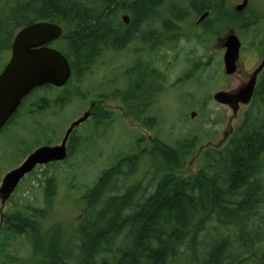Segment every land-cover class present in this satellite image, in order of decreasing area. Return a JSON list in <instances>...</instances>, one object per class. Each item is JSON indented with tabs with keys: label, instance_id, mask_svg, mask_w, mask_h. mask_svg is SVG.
<instances>
[{
	"label": "trees",
	"instance_id": "trees-1",
	"mask_svg": "<svg viewBox=\"0 0 264 264\" xmlns=\"http://www.w3.org/2000/svg\"><path fill=\"white\" fill-rule=\"evenodd\" d=\"M223 1H190L196 13L210 12L202 28L208 31L216 22L231 30L255 26L259 17L250 15L249 6L241 13L226 12ZM162 3L163 0H0V53L10 48L14 34L28 23L40 19L59 21L65 30V55L72 72L67 85L78 86L106 49L120 51L130 42L147 41L149 35L141 32L160 19ZM120 11L131 14L129 25L116 21ZM172 19H182L177 10L162 21L164 29L169 28ZM154 39L151 40L155 42ZM147 63L146 72L142 64L130 70L129 83L119 95L123 115L143 126H150L146 113L154 93L160 90L156 87L160 75ZM75 95L76 91L65 90L58 100L63 104ZM104 100L94 103L95 125H104L112 114L100 104ZM257 103L264 104V71L251 104ZM245 118L225 145L214 151L208 148L211 152L205 154V165L188 177H180L178 169L194 141H180L175 148L158 142L155 147L164 153L165 162L154 190L143 201L137 198L139 183L127 187L122 195L113 194L116 183L134 171L122 169L127 159L104 170L82 198L87 216L77 228L75 249L60 227L41 229L37 221L44 218L43 211L33 210L31 218L20 213L4 216L6 234H29L32 238V253L20 264H173L185 253L193 264H243L260 244V239L255 242L261 237L260 230L264 237V117ZM12 122L13 119L7 125ZM73 140L72 134L68 155L74 150ZM140 153L130 157L135 168L137 160L145 156ZM48 187L46 198L53 195V181L47 182ZM210 223L214 225L213 233L207 243L198 245V236ZM255 264H264V258Z\"/></svg>",
	"mask_w": 264,
	"mask_h": 264
},
{
	"label": "rangeland",
	"instance_id": "rangeland-1",
	"mask_svg": "<svg viewBox=\"0 0 264 264\" xmlns=\"http://www.w3.org/2000/svg\"><path fill=\"white\" fill-rule=\"evenodd\" d=\"M123 1L120 0L121 3ZM190 1L163 0L158 15L160 19L153 20L151 27L146 26L141 32L155 38L153 49L141 39L142 42H130L120 51L106 49L78 86L72 83L65 89L76 91L78 96L62 104L58 99L64 96L65 90L41 89L22 104L13 122L1 130L0 184L9 171L18 167L37 148L60 144L71 123L86 113L92 103L106 99L100 104L105 111L112 113L104 125H95L91 117L75 128L74 150L66 160L38 166L20 181L3 207L0 201V264H20L29 258L33 249L29 234L19 237L6 234V225L1 221L4 215L20 213L31 218L33 210L43 211L44 218L37 221L41 229L46 231L53 225L60 227L70 247L75 249L77 228L87 216L82 198L104 170L127 159L122 163V169L134 171L116 183L113 194L122 195L127 187L139 183L137 198L143 201L154 190L159 177L157 174L162 173L161 167L165 162L164 153L154 147L158 142L175 148L180 141H194L185 163L178 169L180 177H188L205 165V154L214 151L200 150L201 153L192 161L200 148L217 145L229 128L236 129L242 125L246 115L251 120L264 117V104L257 103L240 107L230 122L231 110L213 101L215 93L230 92L246 83L261 63L264 57V0H249L250 15L259 17L249 30L235 27L231 30L228 29L230 26L216 22L208 31L196 25L201 14L194 11ZM241 1L224 0V10L234 11ZM176 10L182 19H172L174 23L169 22V28L164 29L162 21L168 20ZM124 13L120 11L117 14V22ZM231 31L238 37L241 48L236 73L226 76L222 62L225 51L223 38ZM151 32L157 35L152 36ZM10 54V49L0 53V72ZM146 62H150L160 75L156 82L160 90L154 93L152 105L146 113L150 126L139 125L125 117L119 96L129 83L130 70L137 64L148 70ZM102 95L106 97H100ZM192 113H195L194 117H191ZM139 153L145 156L137 160L135 168L130 157ZM261 180L264 184V169ZM49 181L54 183V192L46 198ZM213 226L211 223L205 225L206 229L197 238L198 245L207 243ZM261 231V237L255 241L260 239V244L257 243L252 252V258L256 260L264 255ZM240 257L243 258L242 255ZM255 259H248L243 264H255ZM190 260V255L185 253L173 264H193Z\"/></svg>",
	"mask_w": 264,
	"mask_h": 264
},
{
	"label": "water",
	"instance_id": "water-1",
	"mask_svg": "<svg viewBox=\"0 0 264 264\" xmlns=\"http://www.w3.org/2000/svg\"><path fill=\"white\" fill-rule=\"evenodd\" d=\"M248 4V0L235 7V11L242 12ZM205 13L199 21L207 17ZM125 22L127 17H123ZM62 30L60 27L46 23L37 22L22 28L14 37L11 44V57L0 73V131L5 127L8 120L18 109L21 101L33 90L45 85L54 87L64 86L71 76V70L66 58L58 51L50 49L45 45L60 38ZM223 71L226 76H233L237 71V63L241 43L234 32H229L223 38ZM264 68V58L258 67L251 73L246 83H242L230 92H217L213 100L228 106L232 111L231 122L240 107L247 106L253 97L258 75ZM195 113L191 114L194 117ZM90 117L86 112L71 123L66 130L59 145L42 146L33 151L22 162L20 166L8 172L0 184L1 207L9 201L19 182L25 175L29 174L37 166L64 161L67 157V141L73 130L84 123ZM232 129L224 133L222 140L214 147L224 143Z\"/></svg>",
	"mask_w": 264,
	"mask_h": 264
},
{
	"label": "flooded vegetation",
	"instance_id": "flooded-vegetation-1",
	"mask_svg": "<svg viewBox=\"0 0 264 264\" xmlns=\"http://www.w3.org/2000/svg\"><path fill=\"white\" fill-rule=\"evenodd\" d=\"M12 1V0H11ZM14 2L15 1H13V3L12 4H14ZM123 12H125V11H123ZM124 17H127V21L125 22V20H123V19H121V20H119L118 22H120V23H122L123 25H129V23L131 22V19H132V16H131V14L129 13V12H125L124 13ZM123 16V15H122ZM202 15H200L199 17H198V19L201 17ZM197 19V21H196V25L198 26V27H202L204 24H205V22H206V19H203L202 21H200L199 22V20ZM37 22H46V23H50V24H54V25H56V26H58V27H60L61 28V30H62V32H63V34L61 35V37L60 38H58V39H55V40H53V41H51V42H49L48 44H46L45 46L46 47H48V48H52V49H54V50H57V51H59V52H61V53H63V54H65V51H66V43H65V40H64V28H63V25H61V23L59 22V21H56V22H52V21H48V20H44V19H40V20H37V21H33V22H30V23H28L27 25H25V26H28V25H31V24H33V23H37ZM173 23H174V20H173ZM24 26V27H25ZM23 28V27H22ZM153 36V35H152ZM149 37H151L150 35H149ZM149 37H147V41H144L143 43L144 44H147L149 47H150V45H152L153 47L155 46V42H153L151 39L153 38V37H151V38H149ZM66 56V55H65ZM143 71L144 72H146L147 70L146 69H143ZM263 71H264V68H263V70L261 71V73L259 74V76H258V78H257V83H256V86L259 84V82H260V78H261V76H262V73H263ZM264 258V255L261 257V258H259L258 260H261V259H263Z\"/></svg>",
	"mask_w": 264,
	"mask_h": 264
}]
</instances>
